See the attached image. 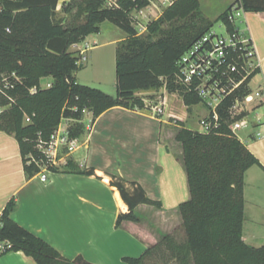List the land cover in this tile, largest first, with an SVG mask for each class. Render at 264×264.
Returning <instances> with one entry per match:
<instances>
[{"label":"trees","instance_id":"trees-1","mask_svg":"<svg viewBox=\"0 0 264 264\" xmlns=\"http://www.w3.org/2000/svg\"><path fill=\"white\" fill-rule=\"evenodd\" d=\"M104 2L81 0L83 21L67 26V19L58 17L60 0H0V107L4 108L0 131L15 136L29 177L40 173L47 162L37 146L39 135L44 141L50 140L63 120L73 122L68 127L69 136L78 139L84 133L86 112L96 119L115 107L147 110L145 98L139 94L162 88L170 95L180 94L188 107L204 104L180 83L178 65L213 27L203 18L199 1L179 0L150 22L144 34L138 33L131 12L137 6L145 7L147 2L124 0L119 9L105 8ZM235 5L247 13H264V0H237ZM231 9L219 20L233 31L235 26L227 19ZM106 21L127 34L116 48V97L81 85L75 74L83 67V56L70 51L88 36L98 34ZM258 73L259 70L254 72L244 86L223 99L217 108L218 121H211L207 131L182 125L177 134L191 195L179 207L185 244L165 236L141 257L124 258V262L143 264L167 241L181 264H264V245L252 247L243 236L245 175L254 166L263 170L264 166L231 130L232 123L248 115L233 118L231 109L237 100L251 93L248 84ZM46 78L52 79L50 88L42 87ZM33 88H37L34 94ZM68 165L73 166L71 162ZM48 168L59 172L54 165ZM78 173L95 175L93 169ZM110 186L118 189L129 209L119 214L117 228L124 221L139 222L137 208L141 205L162 207L137 182L113 175ZM16 207L15 200H11L2 215L0 245L11 246L1 251L2 255L23 252L37 264H91L83 257L65 259L50 244L14 222L11 215Z\"/></svg>","mask_w":264,"mask_h":264},{"label":"crops","instance_id":"crops-1","mask_svg":"<svg viewBox=\"0 0 264 264\" xmlns=\"http://www.w3.org/2000/svg\"><path fill=\"white\" fill-rule=\"evenodd\" d=\"M243 25L259 64V73L251 82V88L256 90L264 87V13H246ZM90 36L70 51L83 55L82 44ZM44 80L52 82L51 78ZM162 93L161 98L168 103L163 117L123 107L112 108L96 119L86 112L82 121L84 133L77 139V148L65 151L56 166L62 168L59 172L48 170L45 182L41 180L43 168L40 173L27 176L18 141L13 134L0 131V214L15 200L17 207L11 215L14 222L50 244L65 259L83 257L91 264H127L124 258H139L165 236H171L174 220L181 219L180 205L191 198L184 151L176 137L180 124L203 132L201 121L209 112L205 108L206 113H198L200 105L183 106L182 112H175L170 103L172 96L165 89ZM3 111L0 107V114ZM263 117L256 114L255 121L239 137L264 166ZM171 119L180 123H171ZM90 169L95 175L78 173ZM113 175L139 183L148 197L162 207L141 205L137 208L139 222L124 221L117 228L119 214L128 213L129 209L118 189L110 186ZM244 200V241L260 248L263 245L249 243L245 233L248 219L257 224L264 222V170L258 166L245 175ZM0 264L37 263L23 252L2 255L0 251Z\"/></svg>","mask_w":264,"mask_h":264},{"label":"built area","instance_id":"built-area-1","mask_svg":"<svg viewBox=\"0 0 264 264\" xmlns=\"http://www.w3.org/2000/svg\"><path fill=\"white\" fill-rule=\"evenodd\" d=\"M124 0H105L104 7L109 9H119ZM147 2L143 8L138 6L131 12L135 24L144 33L147 30V20L155 16L159 19L166 9L173 6L179 0H133ZM246 13L239 6L232 7L228 12V22L235 26L233 31L228 29L227 24L223 23L225 34H217L212 31L197 41L192 48L179 61V81L186 86L189 91L196 94L204 104L209 108L208 116L201 121L204 131H207L212 125L211 121H218L217 108L229 95L244 86L250 76L259 70V64L256 60V53L252 41L245 30H242L238 23L244 18ZM143 19V20H142ZM256 76V75H255ZM253 80V79H252ZM248 84L251 88V82ZM42 87L50 88L51 82ZM251 93L244 99L237 100L231 109L232 117H237L243 113H248L241 120H237L231 125V130L238 137V132L251 126L249 112L258 106H264V87L256 90L251 88ZM37 92L33 88L31 93ZM146 111L152 113L155 117L165 116L168 109L167 100L159 98L152 103L145 99ZM256 110V109H255ZM211 116V117H210ZM211 118L210 122L208 119ZM264 121V117L262 119ZM30 119H26L29 122ZM240 138V137H239ZM38 149L46 157L50 165L57 166L62 159L65 151L72 152L77 148V139H71L68 128L63 129L62 125L52 135L50 140L44 141L39 135ZM48 167L43 168L45 172L41 176L43 182L47 181L46 172ZM2 224V215L0 214V225ZM10 244H1L0 251L10 248Z\"/></svg>","mask_w":264,"mask_h":264},{"label":"rangeland","instance_id":"rangeland-1","mask_svg":"<svg viewBox=\"0 0 264 264\" xmlns=\"http://www.w3.org/2000/svg\"><path fill=\"white\" fill-rule=\"evenodd\" d=\"M200 4L201 14L203 18L213 23L211 31L217 34H225V28L223 22L219 18L224 14L226 10L231 7H235L237 0H198ZM66 9L68 12H63L62 10ZM81 0H60L59 7L57 9L59 18L67 19V26L79 23L83 21L85 16L82 13ZM143 20V19H142ZM147 23L155 20V16L149 17ZM243 19H239V27L244 30V25L241 23ZM135 27L139 34L142 30L135 24ZM127 37V34L121 30L119 27L113 23L106 21L101 24V31L98 34H92L90 38L82 44V47L85 49V53L82 55V64L83 67L80 68L75 76L77 81L84 86H89L97 88L104 93L116 97L117 88H116V43L123 41ZM96 43V44H94ZM50 82V81H49ZM48 83L47 80H43L42 84L46 86ZM162 88L153 94L150 95H141L139 97H144L145 99L150 100L152 103L159 100L164 93ZM165 93L169 94L166 89ZM170 95V94H169ZM172 98L171 104L174 106L173 111L182 112L184 110L183 106H186L184 99L180 94L170 95ZM200 107L197 109V112H207L206 106L204 104H199ZM195 106V105H194ZM188 107V106H186ZM256 109V110H255ZM256 114L264 115V106H258V108H253L249 112L250 120L255 121L254 117ZM208 116V115H207ZM88 123V122H87ZM171 123L179 124L180 122L177 119H171ZM73 124L72 121L62 122V128H68ZM181 126L183 124H180ZM245 130H240L238 135H243ZM60 164V163H59ZM50 163L45 161V164L42 166L48 167ZM62 167H59L61 169ZM245 233L247 234V240L249 243H254L258 246L264 245V222L262 224H257V222H251L249 219L245 225ZM253 233L254 237H248L249 234ZM171 240L179 244H185L186 235L182 227V221L175 219L171 227ZM167 241L159 247L155 253L149 257L143 264H181L180 260L175 255L173 249L169 248Z\"/></svg>","mask_w":264,"mask_h":264}]
</instances>
